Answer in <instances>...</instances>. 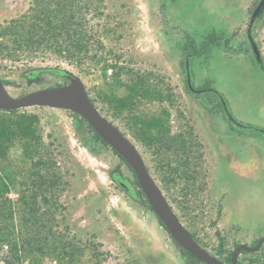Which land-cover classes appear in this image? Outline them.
I'll use <instances>...</instances> for the list:
<instances>
[{
    "label": "rangeland",
    "instance_id": "obj_1",
    "mask_svg": "<svg viewBox=\"0 0 264 264\" xmlns=\"http://www.w3.org/2000/svg\"><path fill=\"white\" fill-rule=\"evenodd\" d=\"M257 1L97 0L102 15L88 12L82 16L87 32L93 36L89 54L100 52L93 47L105 34L103 29L111 28L104 39L111 52L103 50L100 56L132 72L149 75L151 83L170 87L174 103L164 101L163 106L170 111L171 133H189L191 143L186 155L192 177L167 182L151 150L141 140L127 136L184 225L195 231L210 252L217 245V231L230 249L234 243L253 246L256 239L264 236V13L251 28L262 67L245 42L250 14ZM32 3L33 0H0V25L5 26L10 19L27 12ZM211 30L229 39L231 47L240 46L242 50L228 53L212 46L209 56L193 62V81L199 88L206 80L211 81L215 91L225 98L234 120L244 128L214 107L213 95L204 92L212 101L203 107L200 97L186 91L182 56L176 42L183 31L199 42ZM21 58H0V77L8 81L6 88L13 96L64 81L47 72L38 80H28L24 72L31 68L71 71L83 80L92 97L98 88L106 87L100 65L82 72L65 56L39 53ZM95 103L122 131L129 132L123 125L126 114L120 120L112 115V108L105 101ZM142 103L147 106L144 100ZM24 109L37 116L34 139H41V143L33 153L34 161L39 159L42 173L46 172L42 165L53 162V170L62 176L61 182L49 189L60 205L52 231L62 233V239L77 240L82 247H86L88 240L95 241L104 252L102 264H204L186 260L154 214L116 186L110 177L113 169L130 174L109 146L94 142L86 129L76 130L67 110L47 106ZM22 150L25 147L19 145L6 155V161L16 170L30 165L22 157L28 151ZM22 180L24 184H16L17 190L12 187L7 193L11 200L18 199L19 190L32 188L26 178ZM254 253L239 254L238 258H244L242 264H250L247 258L252 256L258 258L257 264H264V242ZM3 255L5 249L0 251V264H4ZM44 264L54 262L45 259Z\"/></svg>",
    "mask_w": 264,
    "mask_h": 264
},
{
    "label": "trees",
    "instance_id": "obj_2",
    "mask_svg": "<svg viewBox=\"0 0 264 264\" xmlns=\"http://www.w3.org/2000/svg\"><path fill=\"white\" fill-rule=\"evenodd\" d=\"M88 12L102 15L97 0H33L27 12L10 19L5 26L0 25V58L20 60L21 57L49 53L65 56L69 61H74L76 65L80 66L82 72L89 71L92 66L100 65L101 78L106 87L98 88L96 95L91 96L93 102L105 101L112 108V115L119 117L120 120L126 114L123 118V125L129 132L123 131L124 134H130L136 141L141 140L151 150L152 156L158 160V168L162 169L165 179L169 180L167 182L174 183L178 179L191 178L189 173L191 167L188 155H186L191 143L187 138L189 133L182 131L171 133L170 111L163 106L164 101H168L170 104L174 103L170 87L162 85L163 83H151L149 75L132 72L117 65L110 58L100 56L103 50L108 54L111 52L107 42L104 41L111 33V28L103 29L105 34L97 40L96 47H93L95 51L97 48L100 50L99 54H89L93 36L87 32L85 20H82V16ZM254 24L255 21L252 27ZM203 39V42L202 40L198 42L188 32H182L176 42V47L182 56L180 65L185 73V62L188 61L192 86L213 95L216 99L214 107L222 111L221 99L226 104L227 102L221 93L215 91L211 81L206 80L205 85L201 88L195 86L193 62L199 57L209 56L208 52L214 45L228 53L241 51L242 48H239L240 46L231 47L229 39L222 38L212 30L205 32ZM245 42L253 56L247 38ZM43 72L59 75L64 80L62 83L66 82L63 70L51 67L25 69L24 77L28 80H38ZM2 81L5 85L8 83L3 78ZM185 84L187 93L194 95L187 87L186 76ZM199 96L203 107H207L208 101H212L211 98L204 95ZM143 100L147 106L140 105ZM137 105L140 106L137 107ZM141 107L143 110L140 109ZM68 112L72 116L76 130L86 129L90 131V137L94 142L109 146L82 117L71 111ZM36 121V114L27 113L24 108L9 111L0 110V251L2 249L6 251L2 260L4 264H44L45 259L51 260L54 264H102V261L105 260L104 252L100 250L99 244L95 241L88 240L86 247H82L77 240L62 239V233L52 231L51 225L60 205L54 194H49L51 192L49 189L61 182L62 176L53 170V162L42 165L46 170L45 173H42L39 159L34 161L33 153L36 154L39 146L37 144L41 143V139H34ZM236 126L246 127L245 125ZM19 145L25 147V150L22 151H28L22 154L25 163L30 161L27 169H25V165H21V168L16 170V167L10 166V162L6 161L8 152ZM109 148L124 162L121 156L110 146ZM167 152H170V155ZM125 165L130 175H124L119 169H113L110 172L112 181L124 193L142 202L151 211L131 168L126 163ZM21 170L23 173L19 172ZM22 177L26 178L28 183H32V188L30 191L25 188L19 190L18 199L11 200L7 197V193L12 187L15 188L16 184L25 183ZM47 179L49 181H46ZM41 205L45 206L41 208ZM183 206L188 208L184 204ZM178 217L180 218L179 215ZM156 219L159 225L165 229L161 221L157 217ZM185 226L189 227L186 224ZM188 229L193 237L206 248V244L197 237L195 231L190 227ZM168 235L174 240L169 233ZM216 236L217 245L211 253L221 259H227L233 249L225 247L224 238L218 231ZM238 244L240 243H234L233 247ZM177 246L179 245L177 244ZM180 250L186 260L202 263L181 247ZM250 253L255 254L254 252ZM240 254H248V252L242 251ZM243 260L244 258H238L236 264H242ZM247 260L250 264L258 263L256 257L249 256Z\"/></svg>",
    "mask_w": 264,
    "mask_h": 264
},
{
    "label": "water",
    "instance_id": "obj_3",
    "mask_svg": "<svg viewBox=\"0 0 264 264\" xmlns=\"http://www.w3.org/2000/svg\"><path fill=\"white\" fill-rule=\"evenodd\" d=\"M264 12V0H258L251 11L246 29V38L251 47L255 60L261 65V55L256 42L251 35V28ZM188 61L185 62V76L190 92L197 90L192 86ZM65 83L31 90L19 96L11 95L0 77V110H16L34 106H47L76 113L82 117L91 129L106 142L124 162L131 168L140 191L151 211L161 221L174 241L195 259L204 264H236L239 254L243 252H256L264 242V236L259 238L255 245L238 244L233 248L227 259H221L203 247L191 234L189 229L180 220L174 211L161 187L150 173L142 154L124 134V132L107 116H105L93 102L83 80L75 73L63 70ZM223 110L228 119L238 124L231 115L227 104L221 99Z\"/></svg>",
    "mask_w": 264,
    "mask_h": 264
},
{
    "label": "flooded vegetation",
    "instance_id": "obj_4",
    "mask_svg": "<svg viewBox=\"0 0 264 264\" xmlns=\"http://www.w3.org/2000/svg\"><path fill=\"white\" fill-rule=\"evenodd\" d=\"M257 19V18H256ZM261 65H262V63H261ZM64 78V77H63ZM197 91L196 92H194V95L195 96H198V97H200L199 95H203L204 94V92L203 91H200V89H196ZM223 111V113H224V110H222Z\"/></svg>",
    "mask_w": 264,
    "mask_h": 264
}]
</instances>
